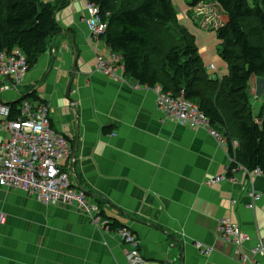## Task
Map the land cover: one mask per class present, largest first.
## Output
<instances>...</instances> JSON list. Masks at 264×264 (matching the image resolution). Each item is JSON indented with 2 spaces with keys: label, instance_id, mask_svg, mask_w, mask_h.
Segmentation results:
<instances>
[{
  "label": "crops",
  "instance_id": "crops-1",
  "mask_svg": "<svg viewBox=\"0 0 264 264\" xmlns=\"http://www.w3.org/2000/svg\"><path fill=\"white\" fill-rule=\"evenodd\" d=\"M47 1L59 6L63 31L19 91L0 98L34 91L47 103L54 129L73 145L65 163L72 179L97 200L104 217L138 235L143 261L136 264H250L218 227L228 218L247 232L246 252L264 236V175L240 167L228 177L227 142L222 146L205 129L168 120L155 87L124 77L123 68L116 79L97 71L99 57L112 54L104 39L89 33L87 0ZM263 101L257 109L251 99L257 114ZM221 175L227 179L208 183ZM257 192L261 198L249 208ZM1 214L0 264L128 263L118 231L98 227L78 206H47L35 195L0 188ZM197 243L210 249L201 251Z\"/></svg>",
  "mask_w": 264,
  "mask_h": 264
},
{
  "label": "trees",
  "instance_id": "trees-1",
  "mask_svg": "<svg viewBox=\"0 0 264 264\" xmlns=\"http://www.w3.org/2000/svg\"><path fill=\"white\" fill-rule=\"evenodd\" d=\"M89 2L100 8L108 24L100 38L121 57L124 77L143 86H161L173 95L183 93L197 104L228 143L232 160L228 177L240 167L264 175V101L259 114L251 103L253 85L264 79V0H214L221 17L216 27L218 53L228 68L223 79L208 73L194 37L185 28L179 27L182 38L167 52L155 44L153 25L169 28L178 23L173 0ZM58 8L47 0H0V53L18 48L33 68L52 38L63 31L56 19ZM25 100L46 103L34 91L24 93L8 101L10 119L20 116ZM233 140L238 142L236 149ZM107 220L111 231L125 227Z\"/></svg>",
  "mask_w": 264,
  "mask_h": 264
},
{
  "label": "built area",
  "instance_id": "built-area-1",
  "mask_svg": "<svg viewBox=\"0 0 264 264\" xmlns=\"http://www.w3.org/2000/svg\"><path fill=\"white\" fill-rule=\"evenodd\" d=\"M86 22L93 37H100L108 27L100 8L89 0L86 2ZM110 58L100 56L96 70L112 78H120L118 68H123L122 59L115 54L110 55ZM29 71V64L22 50L16 48L9 53L1 52L0 79L3 83L0 85V93L19 91ZM155 89L157 102L168 120L194 129H205L220 145H226L223 135L211 126L209 118L197 104L187 100L183 93L173 95L164 91L161 86ZM11 111L8 101L0 98V188L35 195L47 206H78L95 225L108 229V220L102 216L97 200L79 182L72 179V172L65 166L66 161L72 158L73 145L65 135L54 129L47 103L25 100L20 108V116L16 119H10ZM226 179L227 175L216 176L208 183L214 184ZM252 196L249 208H255V203L261 198L259 192ZM5 218L1 214L0 223H4ZM218 231L224 241L239 249L242 262L264 264V236L260 235L249 252H246L242 248L250 240V235L230 219H220ZM118 233L128 246L127 264L142 262L138 235L127 226L119 229ZM197 247L205 252L210 249L202 243H197Z\"/></svg>",
  "mask_w": 264,
  "mask_h": 264
},
{
  "label": "rangeland",
  "instance_id": "rangeland-1",
  "mask_svg": "<svg viewBox=\"0 0 264 264\" xmlns=\"http://www.w3.org/2000/svg\"><path fill=\"white\" fill-rule=\"evenodd\" d=\"M173 1L178 23L169 28L153 25V33L158 39L155 44L158 45L159 49L167 52L171 48L170 46L175 44L177 39L182 38L179 35V27L185 28L194 37L195 44L198 47L207 71L212 69L214 75L223 79L228 73V68H226L227 64L225 60L218 53L220 40L218 39L216 27L218 25L217 18L221 19V17L216 3L214 0ZM167 43L171 44L167 46ZM0 78H2L1 75ZM263 81V78L258 79L252 89L254 93L252 95V101L253 103H257V109L260 108V103L264 100ZM2 83L3 81L1 80L0 85ZM254 111L257 114L255 108Z\"/></svg>",
  "mask_w": 264,
  "mask_h": 264
},
{
  "label": "water",
  "instance_id": "water-1",
  "mask_svg": "<svg viewBox=\"0 0 264 264\" xmlns=\"http://www.w3.org/2000/svg\"><path fill=\"white\" fill-rule=\"evenodd\" d=\"M77 70V64L75 63V66H74V73L72 75V78H71V81L67 87V90H66V96L70 99V92H71V87H72V83H73V79L75 77V71Z\"/></svg>",
  "mask_w": 264,
  "mask_h": 264
},
{
  "label": "bare ground",
  "instance_id": "bare-ground-1",
  "mask_svg": "<svg viewBox=\"0 0 264 264\" xmlns=\"http://www.w3.org/2000/svg\"><path fill=\"white\" fill-rule=\"evenodd\" d=\"M111 54H113L112 52H111ZM185 96V95H184ZM186 98V97H185Z\"/></svg>",
  "mask_w": 264,
  "mask_h": 264
}]
</instances>
